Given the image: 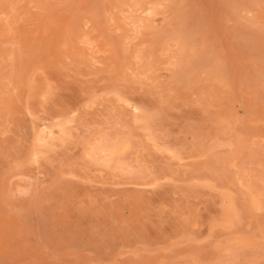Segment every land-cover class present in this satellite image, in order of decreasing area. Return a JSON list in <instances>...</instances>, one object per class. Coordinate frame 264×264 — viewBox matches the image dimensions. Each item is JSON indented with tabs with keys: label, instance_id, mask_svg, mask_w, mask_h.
<instances>
[{
	"label": "rangeland",
	"instance_id": "374dc122",
	"mask_svg": "<svg viewBox=\"0 0 264 264\" xmlns=\"http://www.w3.org/2000/svg\"><path fill=\"white\" fill-rule=\"evenodd\" d=\"M0 264H264V0H0Z\"/></svg>",
	"mask_w": 264,
	"mask_h": 264
}]
</instances>
